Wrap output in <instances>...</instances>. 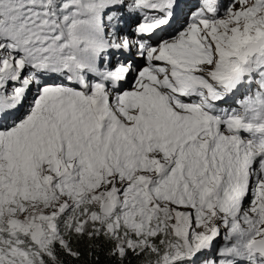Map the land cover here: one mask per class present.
Instances as JSON below:
<instances>
[{
    "label": "snow or ice",
    "instance_id": "snow-or-ice-1",
    "mask_svg": "<svg viewBox=\"0 0 264 264\" xmlns=\"http://www.w3.org/2000/svg\"><path fill=\"white\" fill-rule=\"evenodd\" d=\"M80 241L264 264V0H0V264Z\"/></svg>",
    "mask_w": 264,
    "mask_h": 264
},
{
    "label": "trees",
    "instance_id": "trees-1",
    "mask_svg": "<svg viewBox=\"0 0 264 264\" xmlns=\"http://www.w3.org/2000/svg\"><path fill=\"white\" fill-rule=\"evenodd\" d=\"M74 247L82 253L80 261L75 264H108L107 257L103 253H97L98 259L89 255L88 243L86 241H80L74 243Z\"/></svg>",
    "mask_w": 264,
    "mask_h": 264
}]
</instances>
